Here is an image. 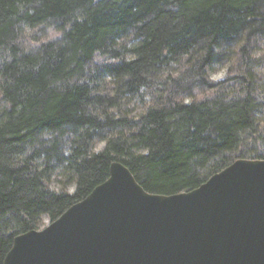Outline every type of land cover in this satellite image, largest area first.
<instances>
[{
    "label": "trees",
    "instance_id": "trees-1",
    "mask_svg": "<svg viewBox=\"0 0 264 264\" xmlns=\"http://www.w3.org/2000/svg\"><path fill=\"white\" fill-rule=\"evenodd\" d=\"M241 158L264 160V0H0V264L112 162L172 195Z\"/></svg>",
    "mask_w": 264,
    "mask_h": 264
},
{
    "label": "water",
    "instance_id": "water-1",
    "mask_svg": "<svg viewBox=\"0 0 264 264\" xmlns=\"http://www.w3.org/2000/svg\"><path fill=\"white\" fill-rule=\"evenodd\" d=\"M3 264H264V160L236 159L172 195L112 162L83 200L16 236Z\"/></svg>",
    "mask_w": 264,
    "mask_h": 264
},
{
    "label": "rangeland",
    "instance_id": "rangeland-1",
    "mask_svg": "<svg viewBox=\"0 0 264 264\" xmlns=\"http://www.w3.org/2000/svg\"><path fill=\"white\" fill-rule=\"evenodd\" d=\"M225 74H226V70H225V69H215V70H212V71L210 72V78H211V80H213V81H219V80H221V79L224 78ZM101 148H102V144H98V145L96 146V149H97V150H99V149H101ZM55 181H56V180H55ZM55 181H53V182L51 183V188L54 189V190H58L59 187H58V185L55 183ZM69 190H71V189H69ZM44 223H45V225L48 223L47 218H46V219L44 218Z\"/></svg>",
    "mask_w": 264,
    "mask_h": 264
}]
</instances>
